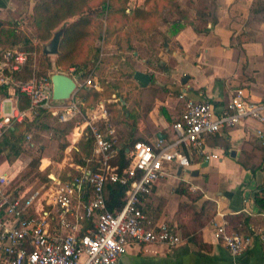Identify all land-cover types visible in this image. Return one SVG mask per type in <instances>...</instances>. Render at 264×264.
<instances>
[{"label":"built area","instance_id":"built-area-1","mask_svg":"<svg viewBox=\"0 0 264 264\" xmlns=\"http://www.w3.org/2000/svg\"><path fill=\"white\" fill-rule=\"evenodd\" d=\"M0 55V85H12L14 81L4 70H18L28 53L0 48ZM72 71L70 68L65 74L77 82ZM85 82L99 88L91 78ZM19 87L30 97V106L20 110L17 98L12 100V96L0 101V138L14 123L23 121L29 110L47 109L59 113L62 121L76 122L73 145L65 152L72 148L79 151L75 144L90 139L91 154L82 159L83 163L65 157L62 164H57L58 172L47 174L49 181L37 188L25 187L17 195L8 191L12 182L9 175L0 173V264H118L131 242L175 247L181 241L180 234L165 222L146 226L145 214L138 207L140 198L168 174L171 165L189 168V149L205 154L209 136L247 120L264 124V101L251 99L243 88L235 89L226 104L195 100L180 93L185 104L181 118L172 124L175 138L167 144L160 138L154 143H134L127 151L129 164L118 172L111 163L118 153L115 132L102 102L83 112L84 103L74 96L67 101L54 100L51 79L45 76ZM9 91L14 94L13 88ZM257 134L261 136L262 130ZM210 156L216 155L207 153L206 158ZM50 165L48 160L39 169ZM108 183L126 187L124 202L116 211L106 207ZM214 235L227 248L230 264H244L247 236L229 231L225 221L214 223Z\"/></svg>","mask_w":264,"mask_h":264},{"label":"crops","instance_id":"crops-1","mask_svg":"<svg viewBox=\"0 0 264 264\" xmlns=\"http://www.w3.org/2000/svg\"><path fill=\"white\" fill-rule=\"evenodd\" d=\"M252 1L215 0L216 23H208L203 33L190 25L182 28L172 37L175 49L167 48L158 60L160 70H155L153 58L143 56L138 60L143 66L139 70L155 72L142 93L149 91V86L157 89L150 106L143 111L145 118L138 120V136L150 143L160 138L165 144L175 138L172 124L184 107L180 93L214 103L227 101L235 89L243 88L251 99L264 101V40L259 38L264 22L257 29L245 25ZM11 2L0 0V10H8ZM243 31L250 34V39L241 44L240 50L232 38L238 39ZM5 97L16 98L10 91L6 96L0 94V101ZM258 129L262 130L261 136ZM263 151L264 124L255 120L209 136L205 154L189 149L190 167H168V174L153 183L152 195L143 202L151 220L177 229L180 243L168 247L131 242L118 264H230L227 248L214 235V223L221 221L249 238L243 263L264 264V210L253 200V193L264 183V171L258 168ZM207 153L216 156L206 158ZM12 165L3 158L0 173L9 174ZM188 170L197 171L198 175H191ZM181 181L189 192L199 191L200 196L191 201L200 212L196 219L185 212L177 213L179 203L188 202L185 195L175 192ZM200 222V243L181 235V223L197 228Z\"/></svg>","mask_w":264,"mask_h":264},{"label":"rangeland","instance_id":"rangeland-1","mask_svg":"<svg viewBox=\"0 0 264 264\" xmlns=\"http://www.w3.org/2000/svg\"><path fill=\"white\" fill-rule=\"evenodd\" d=\"M98 1L96 0L95 6L92 8L94 13H98L101 10L100 6H96ZM126 5L127 15H131L132 11L138 8L146 11L151 10L153 11V15L147 19L127 17L128 19L120 20L119 23L114 22L108 26L107 31L105 30L106 21L102 20V30L103 34H105H102L100 38L97 36V26H92V34L79 48L77 61H82L84 58L91 56L93 48L97 47L99 48L98 61L83 80L77 81V87L71 94V97L74 96V98H78L84 103L83 112L97 106L100 102L107 105L108 119L114 128V140L117 146H123L127 142L125 138L129 134L138 136V120L144 117V109L150 106L153 97L156 96L155 92L157 89L149 86V91L142 93V90L147 87L141 88L133 79L134 72L143 67L138 60L143 56L153 58L155 70H160V67L157 66L158 60L163 58L167 48L171 50L176 47L174 44H171L173 36L171 35L170 22L184 17L185 21L193 19V23L199 28H204V21L200 17L203 11H209L216 17L215 0H129ZM30 14V7H28V3L25 0H18L16 3L11 2L10 8L7 11H0V19L4 20V27L0 29V48L11 47L10 42L12 38L8 34L11 30L17 35L30 37L36 47L32 53V65L37 69L38 63L42 58L41 55L43 54L42 47L51 38L47 41H39L33 37ZM71 20L68 19L67 21ZM260 24L253 21L252 28L257 29ZM59 28L63 29V24L57 29ZM260 31L259 38L264 40V32ZM56 55H46L48 56V60L46 61L51 65L47 72L50 75L64 70L63 65L58 66L55 64ZM149 72L154 77L155 72ZM159 77L158 81L161 82V75ZM88 78H91L92 82L97 83L99 88L95 89L92 86H88L85 82ZM84 86L99 93L97 100L89 98L83 101L77 96L76 91ZM108 108H111V111ZM6 109H8V104L6 105ZM53 115L56 114L53 113ZM43 123H48V126L44 128ZM75 124L74 120L72 127L69 129L68 145L64 149L59 148V144L62 143L63 138H56V130L53 128L56 125L55 120H45L42 122V126L39 125L32 131L30 134V145L24 144V152L17 159V162L12 165L8 174L12 179V187L32 185L41 176L47 175L51 171L58 172L60 168L57 164H62L65 157L71 156L76 161L80 155L79 151L72 148L69 152H65L67 147L73 145L72 138ZM26 140H29V138L27 137ZM82 142L83 139L75 144L79 150L83 148ZM39 148H41V151H39ZM39 155L47 158L44 159L43 163L40 161L39 165H47L48 160L51 161V165L45 170L39 169L38 166L37 171L39 174H35L37 172L36 169L35 171H30L27 165L33 158ZM2 160L3 157L0 158V161ZM68 161L66 159V162ZM61 171L63 178H65L64 169ZM195 193H199V191ZM187 201L190 202L189 199Z\"/></svg>","mask_w":264,"mask_h":264},{"label":"trees","instance_id":"trees-1","mask_svg":"<svg viewBox=\"0 0 264 264\" xmlns=\"http://www.w3.org/2000/svg\"><path fill=\"white\" fill-rule=\"evenodd\" d=\"M13 3L18 0H11ZM22 1V0H20ZM30 7L31 24L33 26V37L39 41H47L52 38L54 30H56L60 25L63 24V32L59 42V51L56 55V65H63L64 70L62 73H69V69L73 68L71 74L78 78V80H83L85 76L91 71L93 66H95L98 61L99 48H93V53L91 56L84 58L82 61H77V55L79 54V48L83 42L92 34L91 27L97 26L98 37L100 38L103 34V23L102 20L106 21L105 30H108V26L112 25L114 22L119 23L120 20L128 18L137 19H147L149 16L153 15V11H146L142 8L134 9L131 15L126 14V4L129 0H99L96 6H100L101 10L98 13H94L92 8L96 0H25ZM2 11V10H0ZM7 11V10H5ZM99 16V17H98ZM128 17V18H127ZM203 19L204 28L208 23H216L217 18L209 11H203L200 14ZM191 18V17H190ZM189 18V19H190ZM72 19L71 21H67ZM188 20V19H187ZM185 21L184 17L182 19H175L170 22L171 35L175 36L182 28L186 25L192 26V28L199 33L204 32V28H199L193 19ZM4 21V20H3ZM3 21L0 19V29H3ZM255 22H264V0H253L249 9V17L245 21V25H252ZM12 41L10 42L11 47L5 48L7 50H22L28 53V58L26 62L18 70L9 71L7 68L4 70V74L10 76L11 80L14 81L12 85H0V94L8 95L9 88H13L14 95L17 98V105L20 110H25L30 106V97L20 91L19 84L29 81L34 78H40L45 76L50 78L48 70L51 65L46 61L48 56L42 54L41 59L38 63L37 69L32 65V53L35 51L36 47L32 42V39L27 36H20L14 33L13 30L8 33ZM105 34V33H104ZM103 34V35H104ZM250 34L242 32L238 39L232 38V43L242 50L241 44L250 39ZM0 55V59H1ZM77 96L86 101L87 99L97 100L99 93L87 87H82L76 91ZM228 101V100H227ZM225 102H214L215 104H226ZM185 104V100L183 102ZM105 108L107 105H104ZM107 109V108H106ZM109 109V108H108ZM111 109V108H110ZM109 109V111H111ZM184 110V107H183ZM108 111V110H107ZM183 113V111H182ZM182 113L176 119L179 120ZM48 119L55 120L56 138L62 139V143L59 144L60 149H64L68 145V137L70 135L69 129L72 127L74 120L62 121L59 118V113L53 115L51 110L47 109H37L29 110L23 121L14 123L11 128H9L0 138V157L6 159L9 164H14L19 156L24 152V144L30 145L31 132L34 131L39 125L42 126V122ZM48 123H43V127L46 128ZM112 124V123H111ZM29 140H26V138ZM127 142L123 146H118L117 156L111 161L112 165L116 167L118 172L122 171L130 161L127 151L130 150L134 143L143 141L150 143L146 138L140 136L127 135ZM91 141L90 139L83 140V148L79 150V158L76 162L83 163V158L88 157L91 154ZM41 151V148H39ZM44 158L43 155H39L33 158L27 165L28 169L31 171H37L39 162ZM259 169L264 171V151L262 156V162L258 166ZM29 173V171H27ZM35 174H39L38 171ZM49 181L47 175L41 176V178L33 184V188L39 187L43 182ZM25 186L12 187V183L9 186L8 191H11L14 195H17L22 191ZM126 187L119 183H108L106 186V207L109 211L118 210L124 202V194ZM152 187L147 194H144L139 202L138 207L145 214V224L150 226L155 224L154 220L150 219L148 211L144 208L143 202H145L152 195ZM175 192L179 195H185L190 202L182 201L178 205L177 213L185 212L192 219L199 217L200 212H197L195 205L191 201L196 200L200 195L199 193H191L188 191V187L184 185V182H180L175 188ZM253 200L255 204L264 210V183L257 187L253 193ZM175 231L177 229L169 225ZM203 224L200 222L198 227L190 226L186 223H181L179 227L181 235L189 241L200 243L201 239L199 237V228ZM227 229L232 232H237V230L232 229L229 224L226 225ZM178 232V231H177Z\"/></svg>","mask_w":264,"mask_h":264},{"label":"water","instance_id":"water-1","mask_svg":"<svg viewBox=\"0 0 264 264\" xmlns=\"http://www.w3.org/2000/svg\"><path fill=\"white\" fill-rule=\"evenodd\" d=\"M63 29L59 28L57 29L53 35L52 38L43 45L42 47V53L44 55H55L58 52L59 48V42L62 35ZM187 78V75L184 76L182 83H185V80ZM50 79L52 82V98L57 101H64L71 97V94L74 92V90L77 87L76 80L71 77L70 75H67L62 72H55L50 75ZM133 79L136 81L138 86L141 88L147 87L151 80L152 76L150 73H147L142 70H136L133 74ZM234 153L232 152L231 155ZM205 165L207 163H204ZM189 173H191L190 170H188ZM191 175H198L197 171H192Z\"/></svg>","mask_w":264,"mask_h":264}]
</instances>
